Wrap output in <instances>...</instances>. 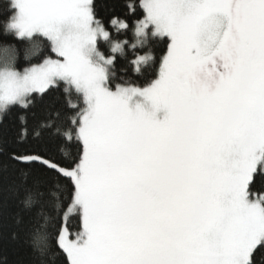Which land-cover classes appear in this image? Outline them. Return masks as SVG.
<instances>
[{"label":"snow or ice","instance_id":"obj_1","mask_svg":"<svg viewBox=\"0 0 264 264\" xmlns=\"http://www.w3.org/2000/svg\"><path fill=\"white\" fill-rule=\"evenodd\" d=\"M124 7L106 23L95 0H9L3 32L29 66L0 46V113L60 88L67 109L9 155L25 207L55 213L33 230L40 264H264V0ZM154 38L167 51L137 86ZM46 138L76 150L55 158Z\"/></svg>","mask_w":264,"mask_h":264},{"label":"trees","instance_id":"obj_2","mask_svg":"<svg viewBox=\"0 0 264 264\" xmlns=\"http://www.w3.org/2000/svg\"><path fill=\"white\" fill-rule=\"evenodd\" d=\"M97 12L107 23L113 15L119 19H124L127 15L125 4L133 0H95ZM138 4L139 0H135ZM9 0H0V46L11 45L18 49L17 65L18 70H23L29 66V62L24 58L23 48L25 44L19 42L18 38L5 35L3 25L9 19ZM141 11L138 9V12ZM138 16H132L128 21L134 24ZM110 32L117 35L115 28L108 25ZM120 39H127L132 42V32L119 33ZM167 51V40L165 38H154L150 45L151 55L154 57L152 66L140 76L133 75L132 72L126 74V78L133 80L137 86H144L155 78L159 69V62ZM137 54H143L138 51ZM54 56V54H53ZM129 58H134L131 49H128ZM33 62L35 60L33 59ZM124 60H119L118 65L125 64ZM59 114V115H57ZM67 114L65 107V95L63 89L49 92L43 99L37 98L35 104L27 111L14 108L6 113H1L0 118V264H40L37 257V249L33 242V230L43 224V217H53L55 213L51 207L43 208L37 205L32 209L25 207L23 203V192L20 190L23 184L24 169L22 164H18L9 159L10 154L23 152L28 148L37 146V142L32 140L33 129L42 123L54 121L60 124ZM27 117V128L21 127L19 117ZM27 133L29 140L23 143L24 133ZM75 151L69 149L67 145L61 144L54 139L46 138L40 142V149L55 158H61L63 152ZM42 209V215L37 216V212ZM56 225L50 222L48 233L50 238L46 241L50 246H55Z\"/></svg>","mask_w":264,"mask_h":264},{"label":"rangeland","instance_id":"obj_3","mask_svg":"<svg viewBox=\"0 0 264 264\" xmlns=\"http://www.w3.org/2000/svg\"><path fill=\"white\" fill-rule=\"evenodd\" d=\"M0 118H1V113H0Z\"/></svg>","mask_w":264,"mask_h":264}]
</instances>
